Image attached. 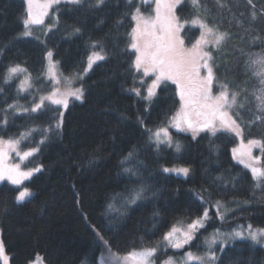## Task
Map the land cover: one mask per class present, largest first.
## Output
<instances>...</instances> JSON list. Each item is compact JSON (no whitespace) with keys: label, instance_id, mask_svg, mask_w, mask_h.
<instances>
[{"label":"trees","instance_id":"16d2710c","mask_svg":"<svg viewBox=\"0 0 264 264\" xmlns=\"http://www.w3.org/2000/svg\"><path fill=\"white\" fill-rule=\"evenodd\" d=\"M95 2L58 4L55 8L58 29L44 36L45 47L42 41L31 37L16 38L23 30L24 0H0V87L4 89L0 93V108L14 100L28 105V92L17 95L14 81L3 83L8 65L21 64L31 74L32 84L47 88L43 77L47 49L54 52L59 70L65 75L83 69L91 51L86 48L90 40L101 41L109 54L106 61L98 62L82 82H77L85 88L84 99H70L60 133L50 137L40 152L23 165L43 166L23 183L33 195L17 203L14 198L18 186L0 183V236L9 264H27L37 254L47 264H98L102 241L89 224L102 229L114 252L126 253L133 247L155 245L173 223L189 222L202 213L195 193L203 189L211 193L210 202L221 200L234 209L223 223L211 209L206 230L200 231L183 249L161 245L157 262L181 250H200L202 236L215 226L264 227V178L255 179L233 159L232 150L237 144L234 136L203 132L194 139L187 132H172V137L182 146L179 154L175 147L169 149L164 145L157 154L154 145L148 146L147 134L137 117L155 129L179 106L175 86L168 81L157 89L150 103L129 91L140 87L134 80L141 78L129 67L134 60L133 50H126L130 41L127 34L133 28L131 13L139 7L144 15L151 14V3L133 0L129 5L128 0H105L97 8ZM199 5L197 8L191 0H182L175 8V15L181 23L199 16L209 27L230 34L222 42L226 64L218 65L216 72L239 93L233 115L243 128V138L264 141V120L250 123L261 115L256 96L264 95L260 77L256 75L264 66L261 63L264 61V0H252L251 5L248 0H199ZM73 26L79 27L82 34L68 35ZM199 33L198 25L185 24L181 31L185 45L191 46ZM14 111L8 113V126L0 128L2 139L16 137L33 127H47L52 122L51 111L31 116L20 112L13 117ZM39 138V134H33L22 147L34 146L33 141ZM133 148L145 165L141 169L143 180L152 186L156 196L151 198L149 193V199L133 206L124 221L107 231L102 214L109 198L124 192L126 185L131 187L136 183L120 175L119 167L120 160ZM237 154L240 155L238 151ZM261 158L264 167L262 151ZM172 165L188 166L191 172L188 177H181L161 171L162 167ZM217 176L224 177L223 181H216ZM204 198L209 200L206 193ZM116 206L119 207V202ZM153 213L159 216L153 219ZM218 256V264H264V246L250 240L237 241L226 245Z\"/></svg>","mask_w":264,"mask_h":264},{"label":"snow or ice","instance_id":"6c2138e0","mask_svg":"<svg viewBox=\"0 0 264 264\" xmlns=\"http://www.w3.org/2000/svg\"><path fill=\"white\" fill-rule=\"evenodd\" d=\"M62 0H44L43 3H36V0H26L27 9L26 17L22 20L23 31L18 34L17 39L33 38L39 40V36H34L32 31L34 26L44 25V17L48 15V9L53 4H60ZM65 3L79 5L83 0H63ZM133 0H128L129 5ZM194 7H199V0H191ZM142 4H146L147 0H141ZM182 0H155V16L145 17L137 7L131 13V20L135 22L132 31L127 35L130 37V44L126 46L134 50L135 59L132 61L130 70H134L141 78L134 83H139L140 87L132 88L129 91L134 92L137 97L147 102H151L157 94V89L161 88L162 84L167 81H172L177 85L178 95L181 102L180 111L169 122L170 126L178 131H190L193 138L200 132H210L213 136L220 133L222 135H232L241 139V148L244 149L240 153V163L249 168L255 179L261 180L264 178V167H258L262 163L261 157H253L251 155L253 148H260L264 153V141L250 139L245 147L243 141V128L241 124L233 118L229 110L237 106V96L239 93L231 92L228 84H220V91L213 95V83L216 77V61L212 55V51H205L209 44L219 51L222 42L230 38L227 32H220L218 28L209 27L204 20L199 16H195L191 21L181 23L174 14V9L180 5ZM251 5L252 0H248ZM105 4V0H96L95 7L99 8ZM223 7V5H221ZM163 9V11H162ZM253 9L255 6L253 5ZM256 16V11H253V18ZM199 25L201 35L192 43L191 47H185V40L181 35L185 24ZM59 19L48 25L44 35L47 36L53 30H57ZM82 30L79 27H72L68 35H81ZM212 37L213 39H209ZM45 47L47 42L42 41ZM86 48L91 49L87 53L86 67L82 72L77 73L74 79L83 81L84 76L98 62H104L108 58V52L105 45L98 40H90L86 43ZM98 49V50H97ZM44 56L47 60V74L50 85V90L47 95H40L37 102L33 96L30 101V107L13 103L7 104L5 108H0V128L8 126L10 110L11 115L15 117L17 113H24L31 116L34 113H44L51 111L53 114L50 117L52 121L47 127H33L25 132L19 133L15 139L9 138L7 141L0 138V181H7L12 185L20 186L22 190L18 191L15 196L17 203L22 202L25 198L32 196L29 188L23 187V182L30 178L34 173L42 170V165L32 169L24 170L21 165H7L4 159L8 152H15L21 161L27 160L40 152L42 146L47 143L50 137L58 135L62 130L64 123V112L60 109H67L71 100H83L85 88L81 83L80 87L73 88L72 79L57 75L56 68L58 61H54V52L48 49ZM256 63V61H253ZM264 65V61H261ZM27 68L21 64H11L6 66V71L3 73V83L8 84L13 77L21 73H27ZM204 73L201 75V73ZM260 77L261 92L264 93V66L256 73ZM63 78L65 90L61 91L59 87ZM147 78V79H145ZM39 79V78H37ZM151 80L149 84L147 81ZM32 88V76L30 73L24 76L17 86V95L21 91H29ZM143 90V92H142ZM37 92L42 89H37ZM4 89L0 87V93ZM259 101L258 110L261 115H258L250 123L264 120V95L256 96ZM55 106V107H53ZM243 107V105H240ZM147 110V109H146ZM193 115L196 117L194 120ZM121 119L126 117L121 116ZM142 130L146 133V142L149 147L155 146L157 154L162 146L166 145L169 149L175 147L176 153L179 154L181 144L174 141L169 133L168 127L149 128L145 125L142 117H137ZM33 134H39L41 139L33 141L34 147H29L25 151H20L21 141L29 140ZM7 149V150H6ZM234 157L237 149L232 150ZM247 157V161L243 157ZM127 165V166H126ZM121 168L120 175L126 177L129 181H135L133 186H125L124 192L114 193L110 198V202L106 204L105 211L102 214L106 221L104 230L111 231L120 222L124 221L129 214V210L133 206H138L142 201L155 198L156 192L152 190V186L148 185L141 175V169L145 168L142 160L139 159V154L133 148L119 162ZM164 173H175L177 176L188 177L191 169L189 167H162ZM224 177L217 176L216 181H223ZM207 194L209 200H205L204 194ZM196 199L200 201L203 211L200 215L192 218L190 222L184 226V221L178 220L173 223L168 231L164 232L161 240L155 245L144 246L140 248L133 247L123 255L118 252H113L111 245L102 234V229L96 225L89 224V227L94 232L96 237L102 241L107 255L102 251L99 257V264H154V260L158 249L161 245L166 248L183 249L189 245L198 233L206 230V226L210 221V208L215 209L217 218L223 223L228 214L226 203L221 200L210 202L211 193L207 189H203L200 193H195ZM119 202V207L116 206ZM79 203V201H77ZM208 205V206H204ZM159 216L158 213H153V219ZM85 220L87 216L85 215ZM180 224L181 227H177ZM156 225H154V228ZM250 239L254 244L264 240V228L253 229L251 224L245 228L243 225H237L230 232H222L220 229H215L209 237L204 238V243L207 245L208 251L204 255H195L192 252H185L182 258L183 264H218L219 256L215 249L218 247L220 253L223 254L226 245H233L237 241ZM0 264H9V256L5 253L3 242L0 241ZM28 264H37L36 261H29ZM164 264H175L172 257L164 261Z\"/></svg>","mask_w":264,"mask_h":264},{"label":"rangeland","instance_id":"374dc122","mask_svg":"<svg viewBox=\"0 0 264 264\" xmlns=\"http://www.w3.org/2000/svg\"><path fill=\"white\" fill-rule=\"evenodd\" d=\"M141 1V0H140ZM44 2V0H36V3H43ZM24 3H25V8L27 9V3H26V0H24ZM61 3H65V2H63V0H62V2ZM60 3V4H61ZM147 3L149 4V3H151V14L149 13V14H147V15H144L145 17H149V16H151V17H154L155 16V0H147ZM146 3V4H147ZM58 4H53L52 5V7L51 8H49L48 9V15L47 16H45L44 17V25H42V26H34L33 27V29H32V31H33V33H34V36H39V40L40 41H42L43 39H44V32H45V30H46V28H47V26L48 25H50V24H52L54 21H55V19L57 18V16H56V12H55V8H56V6H57ZM135 11V10H134ZM140 11H141V13H143V11L140 9ZM162 11H163V9H162ZM174 11V14H175V9L173 10ZM25 17H26V15H25ZM24 17V18H25ZM23 18V19H24ZM135 26V22L133 21V27ZM199 26V25H198ZM200 29V28H199ZM23 31V30H22ZM132 31V30H131ZM200 35H201V30H200V33H199V36H198V38L200 37ZM197 38V39H198ZM209 39H213L212 37H209ZM129 44H130V41H129ZM185 47H188V48H190L191 46H186L185 45ZM222 48H223V43L220 45V49H219V51H216L213 47H212V45L211 44H209L208 45V47L207 48H205L204 50L205 51H212V55H213V57H214V59H215V61H216V68L218 67V65H220V64H226V59H225V57H224V55L222 54V52L223 51H221L222 50ZM48 50V49H47ZM46 50V51H47ZM45 51V52H46ZM133 52H134V50H133ZM53 59H54V61H56L55 60V58L53 57ZM134 59H135V55H134ZM134 61V60H133ZM84 67H86V62H85V65H84ZM83 67V68H84ZM83 70V69H82ZM82 70L80 71V72H82ZM56 72H57V75L59 76V75H61L62 73L60 72V70H59V67L57 66V68H56ZM80 72H78V73H80ZM28 74V72L27 73H21V74H19L18 76H15V77H13V79L11 80V81H14L15 83H16V86H18L19 84H20V81L21 80H23L24 79V76L25 75H27ZM77 73H75V74H72V75H65V74H62V77H68V78H70V79H72V87L73 88H77V87H80V85H78L77 84V82H78V80H76V79H74V77H75V75H76ZM204 73L202 72L201 73V75H203ZM43 77H44V79H45V81L47 82V88H45L44 86H43V84H39L38 86H35L34 84H32V88L29 90V91H23V92H28V96H29V98H28V105H27V107H30L31 105H30V101L32 100V98H33V96H35L36 97V100H37V102L39 101V96L40 95H47L48 94V91L50 90V85H49V80H48V74H47V60H46V58H45V56H44V71H43ZM216 77H217V79L214 81V83H213V88H212V91H213V95H215V94H217L221 89H220V87H219V85L220 84H227V83H225L226 81V79H224L222 76H220L219 75V73H217L216 72ZM147 79V78H146ZM149 84L151 83V80H148L147 81ZM168 82H171L174 86H175V89H176V94H177V97H178V100H179V106H178V109L175 111V113H173L170 117H169V119L163 124V125H161L160 127H168V130H169V133H170V135L172 136V132H187V133H189V134H191L192 135V133L190 132V131H178V130H176L175 128H173V127H171L170 126V121L172 120V118L180 111V109H181V102H180V99H179V95H178V88H177V85L175 84V83H173L172 81H168ZM228 86H229V89H230V91L231 92H236L237 93V90H235L231 85H230V83H228ZM44 87V88H43ZM59 87L61 88V91H64L65 90V84H64V81H63V78H61V83H60V85H59ZM37 89H42V91H39V92H37L36 90ZM19 105H23L24 106V104L25 103H18ZM61 111H65V109H63V108H61L60 109ZM233 110H234V108L233 109H231V110H229L230 112H231V114H232V116H233V118L235 119V117H234V115H233ZM194 120L196 119V117L193 115V117H192ZM238 122V121H237ZM23 132H25V131H23ZM205 132H207V131H205ZM200 133H203V132H200ZM199 133V134H200ZM207 133H210V132H207ZM211 134V133H210ZM19 136V135H18ZM18 136H16V137H13L12 139H15V138H17ZM173 138V137H172ZM236 138V141H237V144H236V149H237V151L239 152V153H241L242 151H244V149L243 148H241V139L240 138H238V137H235ZM41 138H39V140H40ZM3 140H5V141H7L8 139H3ZM38 140V141H39ZM173 140L174 141H176L174 138H173ZM255 140H260V139H255ZM26 140H24V141H21V144H20V146H19V148H20V151L22 152V151H25V150H27L29 147H22V144L25 142ZM243 141H244V145H245V147L247 146V142H248V140H245L244 138H243ZM35 146V145H34ZM34 146H32V147H34ZM7 150V149H6ZM251 155L253 156V157H261V149L260 148H258V147H256V148H253L252 149V152H251ZM232 157H233V159L236 161V162H238V163H240V155H238L237 153H236V156L234 157V155H233V152H232ZM246 157V156H245ZM30 158L31 157H29L27 160H24V161H21L20 159H19V157L16 155V153L15 152H8V155H7V157L4 159V163L5 164H7V165H9V166H11V165H14V164H20L21 165V167H22V169H24V170H28V169H32V168H34V167H37V165H30V166H26V167H24L23 165L24 164H26L29 160H30ZM247 158V157H246ZM248 159V158H247ZM247 159H245L246 161H247ZM241 164V163H240ZM241 165H243L244 167H245V165L244 164H241ZM256 166H258V167H263V164L261 163L260 165H256ZM164 167H188V166H184V165H172V166H164ZM246 168V167H245ZM249 171H250V173H251V175H252V172H251V170L249 169V168H247ZM171 174H174V175H176L175 173H171ZM253 176V175H252ZM181 177H183V176H181ZM29 179V178H28ZM27 179V180H28ZM26 181V180H25ZM24 181V182H25ZM2 182H6V183H8V184H10L9 182H7V181H0V183H2ZM23 182V183H24ZM10 185H12V184H10ZM14 186H16V185H14ZM23 187H25V186H23ZM19 190H22V188L20 187V186H18V191ZM18 191H17V194H18ZM205 206H208V205H205ZM227 206V209L229 210L228 211V213L230 212V211H232L234 208H233V206H228V205H226ZM211 209H213L214 211V214H215V209L214 208H210V210ZM216 215V214H215ZM228 215V214H227ZM190 222V221H189ZM188 222H184V226L186 227V224H187ZM239 225H243L245 228L247 227V225H249V224H239ZM177 227H181V225L180 224H177ZM237 227V225L236 226H231V227H228V228H224V229H222V228H219V227H217V226H215L214 228H212L207 234H204L203 236H202V248L200 249V250H194V249H185V250H181V252H178V253H176V255H174V254H170V255H167V256H165L163 259H161L159 262H157L156 261V257H155V260H154V264H164V261H166V260H168V258L169 257H172L173 258V260H174V262H175V264H183V260H182V258L184 257V254H185V252H192L193 254H195V255H204L207 251H208V248H207V245L204 243V238L205 237H209V235L211 234V233H213V231L215 230V229H220V231H222V232H230L232 229H234V228H236ZM259 228H264V227H253V229H259ZM168 231V230H167ZM248 240H250V239H248ZM0 241H2L1 240V236H0ZM251 241V240H250ZM256 244H259V245H262V246H264V240H262L260 243H256ZM173 249V248H172ZM174 250H180V249H174ZM102 251H104L105 252V255H107V251L104 249V246H103V243H102V248H101V250H100V252H99V254H98V264H99V257H100V254H101V252ZM113 251V250H112ZM215 251H216V253H217V255H218V253L220 252V250H219V248L217 247L216 249H215ZM114 252V251H113ZM6 253V252H5ZM7 254V253H6ZM120 255H123L124 253H119ZM30 261H36L37 262V264H47V263H45L44 261H43V259H42V257L39 255V254H37L32 260H30ZM27 264H28V262H27Z\"/></svg>","mask_w":264,"mask_h":264}]
</instances>
